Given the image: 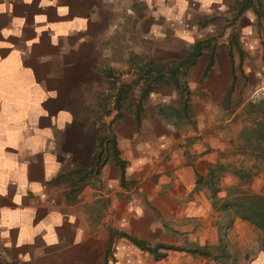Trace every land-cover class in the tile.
Segmentation results:
<instances>
[{
	"label": "crops",
	"instance_id": "crops-1",
	"mask_svg": "<svg viewBox=\"0 0 264 264\" xmlns=\"http://www.w3.org/2000/svg\"><path fill=\"white\" fill-rule=\"evenodd\" d=\"M241 1L0 0V264H194L188 243H214L194 180L228 141L198 131V119L221 111L218 123L238 131L246 102L264 95V0ZM230 16L241 54L214 33ZM195 45L184 74L194 127L175 129L156 109L178 107L179 92L154 83L140 98L138 70L174 65ZM121 233L183 250L156 259Z\"/></svg>",
	"mask_w": 264,
	"mask_h": 264
},
{
	"label": "trees",
	"instance_id": "trees-1",
	"mask_svg": "<svg viewBox=\"0 0 264 264\" xmlns=\"http://www.w3.org/2000/svg\"><path fill=\"white\" fill-rule=\"evenodd\" d=\"M251 0H242V8L250 5ZM258 16V15H257ZM235 49L240 51L237 42ZM198 45L187 53L183 58L176 61L174 65L154 66L150 63H144L138 70V79L143 80V89L140 98L146 96L151 84L164 83L174 86L182 92L179 106L175 107L169 103H161L157 106V115L165 123L171 124L175 129L181 127L182 124H188L194 127V119L192 116L189 97L190 91L184 79L186 68L193 65L195 58L199 55ZM242 52V51H241ZM239 52V54H241ZM264 55V51H263ZM211 58L208 59L203 68L202 75L209 69ZM229 62L232 74V83L227 89L222 99L223 106L228 104L229 97L233 91L234 74L232 60L229 53ZM180 76V77H179ZM125 85V84H123ZM125 87V86H124ZM126 88V87H125ZM119 90L117 99L124 91ZM240 99L233 103L236 106ZM139 106L135 109V122H138ZM264 112V95L256 100L248 101L245 104L244 114L249 118L245 120L241 128L238 130L236 140H232L229 144L232 146L226 152H218V158L214 162H210L206 167L204 175L195 174L194 188L202 190L206 199L210 203L212 211L221 215L222 219L216 224L217 241L210 245H194L187 248V252L204 258H212L217 264H221L227 257L224 235L231 227L235 218L251 224L264 237V123L256 118V114ZM255 115V117H251ZM109 134V133H108ZM107 135L104 128L99 136L104 140ZM109 152L112 154V162L120 169V179H123V168L125 162L116 157V148L113 138H109ZM228 156L237 157L236 160H228ZM99 154L93 158V162L99 164ZM106 158L102 159L100 164H104ZM99 164V165H100ZM259 174H263V183L258 190H253L251 183ZM228 178L230 182L222 183L223 179ZM128 238L135 246L153 254L154 258H160L165 253H157V249L163 250H183L177 246L156 243H149L138 240L130 235L121 233Z\"/></svg>",
	"mask_w": 264,
	"mask_h": 264
},
{
	"label": "rangeland",
	"instance_id": "rangeland-1",
	"mask_svg": "<svg viewBox=\"0 0 264 264\" xmlns=\"http://www.w3.org/2000/svg\"><path fill=\"white\" fill-rule=\"evenodd\" d=\"M231 17H225L219 19L218 21L221 23V25L217 26L215 29L214 33L218 35V37H228L230 36L227 40L231 42V40L237 41V39H241V33L239 31H234V30H225L224 27H227V25H224L226 21H230ZM262 49V48H261ZM237 51V50H236ZM241 51H238V53ZM260 60V59H259ZM260 66H264V60H260L259 62ZM165 66H168L166 64ZM255 80V79H254ZM243 83V88L247 86L246 79L242 80ZM251 88L252 86L249 85ZM179 92V98H182V92L177 90ZM179 99V100H180ZM104 113V112H103ZM192 113L195 116V113L192 111ZM192 114V116H193ZM204 114L201 116V118L198 119V131L201 132H207L209 129L212 137L218 141H228V146L227 149L224 147V152L229 150L232 146L229 144L231 141L236 140V135H237V129L239 124H233L232 126H227L223 123H218V121L222 118V112L221 111H212L208 112L207 115ZM226 115V113H225ZM213 125H208L212 124ZM225 125L224 127L218 126V125ZM205 126V127H203ZM207 126V127H206ZM228 160H236L237 157L235 156H228ZM262 176H256L258 178H254L252 182V189L253 190H258L263 183V174ZM230 182L228 178L223 179L222 183H227ZM222 219L221 215H219L217 212L210 211L209 214L206 217V220H209L210 225H215L218 220L220 221ZM214 222V223H213ZM216 227V225H215ZM214 243L215 244L217 241V232L214 233ZM224 240H225V246L227 250V257L226 259L221 263V264H250V260L253 258V256L259 252L260 250L264 251V237L249 223L245 221H241L240 219L235 218L231 224V227L226 231L224 235ZM190 247L194 246L197 244L196 241H192L191 243H188ZM193 244V245H192ZM210 245V244H206ZM204 258V257H203ZM194 264H217L215 260H213L211 257L210 258H204V261L202 260V257L200 256H195L194 258Z\"/></svg>",
	"mask_w": 264,
	"mask_h": 264
}]
</instances>
